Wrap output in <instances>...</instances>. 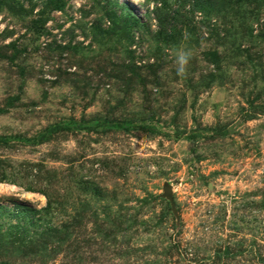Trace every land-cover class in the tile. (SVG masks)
I'll list each match as a JSON object with an SVG mask.
<instances>
[{
  "label": "rangeland",
  "instance_id": "1",
  "mask_svg": "<svg viewBox=\"0 0 264 264\" xmlns=\"http://www.w3.org/2000/svg\"><path fill=\"white\" fill-rule=\"evenodd\" d=\"M191 2L0 0V264H264V0Z\"/></svg>",
  "mask_w": 264,
  "mask_h": 264
},
{
  "label": "trees",
  "instance_id": "2",
  "mask_svg": "<svg viewBox=\"0 0 264 264\" xmlns=\"http://www.w3.org/2000/svg\"><path fill=\"white\" fill-rule=\"evenodd\" d=\"M182 3H183V7L185 5V3L189 0H181ZM255 0H192L191 4L194 8H197V9H201V10H204L205 12H211L212 11V8L215 6H218L220 5L221 3H225V4H240V3H243V4H249L251 2H253ZM159 5V4H157ZM121 7L123 8H126L127 9V14L123 11L121 13H119V15L117 14V12H108L106 11L107 13L105 14L107 18V21L110 23L109 24V28L106 32H104L103 34H106L108 33V31H115L116 32V29H117V25H119V27H123V28H131V26L133 25V23H135V21H137L136 17H132L131 16V9L129 7H126L124 5H120ZM160 11L159 7H156L155 8V15H156V22H157V25L159 27V31H161L163 33V29H162V25L164 24V21L167 22V17L166 16H160V14H158ZM126 14V15H124ZM120 16H122L123 20L124 21H120ZM136 19V20H134ZM130 20H132L130 22ZM164 34V33H163ZM110 127L112 128H119V129H123V130H131L132 127H130V125L128 124H123V123H116V124H110ZM135 128V127H133ZM71 128L68 126V125H56L54 127H51L49 128L44 134H42L38 140L39 141H42L44 138H46L47 135H51V134H54V133H58V132H65V131H69ZM85 129V128H84ZM141 130H144L146 132H149V133H156V129L152 128V127H141ZM189 138H193V134H191L189 136ZM52 212V205H51V202L48 201L46 206L43 208V209H40V210H29L28 212V216L26 217V220L29 221V222H32V223H35V222H44V218L47 216V215H52L51 214ZM22 214V213H21ZM30 215V216H29ZM22 225V224H21ZM20 224H17L15 225V228L18 230L19 227H21ZM51 230L49 227H44L42 229L41 232H39V234H35V240H34V237L33 236H28L29 233H17V234H12L11 233V242L12 244L14 243H18L19 245L21 246H24L25 244H29V246L35 244L36 242H38L39 238H44V237H49L50 236V233H52ZM25 232V231H24Z\"/></svg>",
  "mask_w": 264,
  "mask_h": 264
},
{
  "label": "water",
  "instance_id": "3",
  "mask_svg": "<svg viewBox=\"0 0 264 264\" xmlns=\"http://www.w3.org/2000/svg\"><path fill=\"white\" fill-rule=\"evenodd\" d=\"M164 194L169 199L170 202H172V193H171V185L166 184L163 188Z\"/></svg>",
  "mask_w": 264,
  "mask_h": 264
},
{
  "label": "clouds",
  "instance_id": "4",
  "mask_svg": "<svg viewBox=\"0 0 264 264\" xmlns=\"http://www.w3.org/2000/svg\"><path fill=\"white\" fill-rule=\"evenodd\" d=\"M179 64L181 65V68H180V71H183V65H185L186 63H187V59H186V57L185 56H181L180 58H179Z\"/></svg>",
  "mask_w": 264,
  "mask_h": 264
},
{
  "label": "bare ground",
  "instance_id": "5",
  "mask_svg": "<svg viewBox=\"0 0 264 264\" xmlns=\"http://www.w3.org/2000/svg\"><path fill=\"white\" fill-rule=\"evenodd\" d=\"M8 189V187H3V186H0V190L2 191H6ZM28 197L30 198L31 197V195L30 194H28Z\"/></svg>",
  "mask_w": 264,
  "mask_h": 264
}]
</instances>
